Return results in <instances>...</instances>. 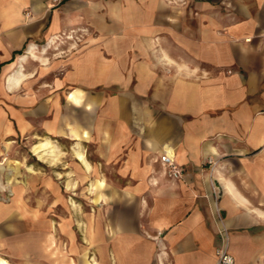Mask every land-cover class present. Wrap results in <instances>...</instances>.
<instances>
[{"label":"crops","instance_id":"1","mask_svg":"<svg viewBox=\"0 0 264 264\" xmlns=\"http://www.w3.org/2000/svg\"><path fill=\"white\" fill-rule=\"evenodd\" d=\"M222 227L264 264V0H0V264H216Z\"/></svg>","mask_w":264,"mask_h":264},{"label":"rangeland","instance_id":"2","mask_svg":"<svg viewBox=\"0 0 264 264\" xmlns=\"http://www.w3.org/2000/svg\"><path fill=\"white\" fill-rule=\"evenodd\" d=\"M61 2V0H53V4L57 5ZM28 10L25 11V14H28ZM86 29L83 28L81 30H75V29H71V31H73V33H77L75 36L67 33V34H63L61 33L62 36H58L55 38V42H53L52 44V48L54 49V52L56 53H62L65 50L62 49L61 47L58 46L57 41H60V37L62 39V44L64 43V41L66 40H75L77 43L82 42L83 39V35L85 34ZM75 31V32H74ZM83 33V34H82ZM42 140H48V147L45 149H42V146H40V148L38 149L39 151H33V152H28L30 157H33V159L37 160V158L43 159L45 161V166L43 168H47L46 165H49V167L51 168L52 172H54L55 174L58 172H62L64 169H67V173L70 172V163L74 161V157H75V150H74V145L73 143H64L63 141H61L60 139H54V138H47V139H36L32 144L39 146L40 144H42L40 141ZM34 145H29L28 148L29 149H33ZM27 148V150H28ZM53 149V151H51ZM35 152V153H34ZM33 153V154H32ZM82 156V155H81ZM83 159V156L80 158ZM35 166H38L37 163H34ZM41 167V165H39ZM89 183H81V186L79 187V185L77 186L76 191H74L71 195L73 196L72 202L75 205L76 203L78 204H83V202L85 200L88 199V197L86 195H88V191H89ZM87 190V191H86ZM85 206V205H84ZM5 255L3 254V252L0 251V257H4ZM10 264H19V263H15L12 261H9Z\"/></svg>","mask_w":264,"mask_h":264},{"label":"built area","instance_id":"3","mask_svg":"<svg viewBox=\"0 0 264 264\" xmlns=\"http://www.w3.org/2000/svg\"><path fill=\"white\" fill-rule=\"evenodd\" d=\"M161 164L166 167L167 173L176 178L182 173L180 167L175 163L169 153H162L159 156ZM220 245L216 249V264H235V259L229 251L228 231L222 227L219 231Z\"/></svg>","mask_w":264,"mask_h":264},{"label":"bare ground","instance_id":"4","mask_svg":"<svg viewBox=\"0 0 264 264\" xmlns=\"http://www.w3.org/2000/svg\"><path fill=\"white\" fill-rule=\"evenodd\" d=\"M43 144H40L39 146H35V148H34V150L37 152V151H39L38 149L40 148V146H42ZM82 156L81 155H79V158H81Z\"/></svg>","mask_w":264,"mask_h":264}]
</instances>
